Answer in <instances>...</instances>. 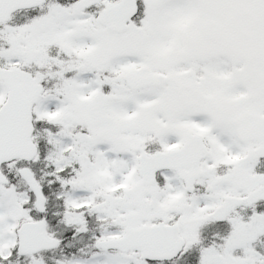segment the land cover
<instances>
[{"label":"snow or ice","instance_id":"6c2138e0","mask_svg":"<svg viewBox=\"0 0 264 264\" xmlns=\"http://www.w3.org/2000/svg\"><path fill=\"white\" fill-rule=\"evenodd\" d=\"M0 264H264V0H0Z\"/></svg>","mask_w":264,"mask_h":264}]
</instances>
